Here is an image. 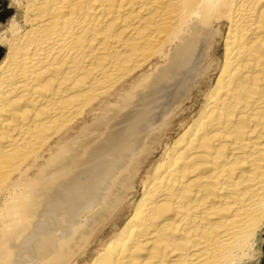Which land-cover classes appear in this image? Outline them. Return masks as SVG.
Segmentation results:
<instances>
[{"label":"bare ground","instance_id":"obj_1","mask_svg":"<svg viewBox=\"0 0 264 264\" xmlns=\"http://www.w3.org/2000/svg\"><path fill=\"white\" fill-rule=\"evenodd\" d=\"M11 1L0 264L255 258L264 0Z\"/></svg>","mask_w":264,"mask_h":264},{"label":"rangeland","instance_id":"obj_2","mask_svg":"<svg viewBox=\"0 0 264 264\" xmlns=\"http://www.w3.org/2000/svg\"><path fill=\"white\" fill-rule=\"evenodd\" d=\"M5 4V12L9 15L8 18H6L4 21L0 23V27H2L3 24L9 21L10 17L13 15V9H12V1L11 0H0V4ZM176 130V127L171 130V133H174ZM257 252L255 255V258L250 260L248 264H264V228L260 233L259 240H258V247Z\"/></svg>","mask_w":264,"mask_h":264}]
</instances>
